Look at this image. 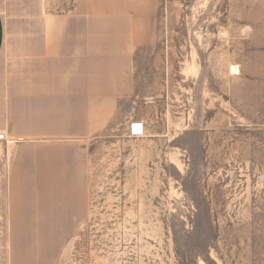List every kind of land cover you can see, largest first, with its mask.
<instances>
[{"label":"rangeland","instance_id":"rangeland-1","mask_svg":"<svg viewBox=\"0 0 264 264\" xmlns=\"http://www.w3.org/2000/svg\"><path fill=\"white\" fill-rule=\"evenodd\" d=\"M78 6H119V56L139 57L119 102L96 89L69 107L63 90L48 105L41 58L13 49ZM0 14V264H264V0H0ZM53 112L60 130L39 139ZM45 151L62 172L44 188L60 190L56 241L36 232Z\"/></svg>","mask_w":264,"mask_h":264},{"label":"crops","instance_id":"crops-1","mask_svg":"<svg viewBox=\"0 0 264 264\" xmlns=\"http://www.w3.org/2000/svg\"><path fill=\"white\" fill-rule=\"evenodd\" d=\"M78 7V9H74L77 11L74 14H52L50 18L52 25L48 27V33L45 32V27L43 28L42 25L37 27L35 32L29 30V34H35L31 36L32 39L29 38L28 41L20 45H14L13 49L20 46L21 52H30L29 56L41 58V63L37 60L38 66L35 73L43 75L42 86H47L48 82L52 83L51 90L54 95L52 102L48 105L60 104L61 97L58 93L63 90L68 91L63 97L68 98L69 107L71 99L79 98L77 99L79 101L82 95L84 96V106H88L91 99L89 92L96 89L118 92L116 100L119 102V91L137 89L138 81L135 75L139 74L137 71L139 62H136L139 57L134 52L126 58L119 56V6ZM55 10H60L59 6H56ZM91 11H98L100 15L97 18L92 17ZM50 19L48 18V20ZM4 29L0 14V60L3 55ZM126 60H128L127 63ZM48 75L51 77H45ZM92 75H98L99 79H93ZM76 92L78 93L75 94ZM85 92H88L87 97ZM54 113H52L53 116L51 113L41 116L38 118V122L33 121V129L40 132L39 139H48V133L55 135L60 130L59 119L55 120ZM85 117V114L83 117L78 115L80 125L82 121L86 122L84 121ZM69 121L71 123V119ZM23 122L25 121L21 123ZM83 128L85 132L86 126L83 125ZM18 140L22 141L24 138L21 137ZM27 140L32 139L27 138ZM59 160L60 157L56 151H45L42 152L38 165V186H40L38 199L41 198V201H39L40 207L37 212L36 232L38 234L49 233L54 241H56L54 235L58 234L62 227L61 222L56 218L58 210L61 211L63 208L62 204L57 202L58 199L61 200L59 198L60 190L49 188L47 191L44 188L59 185V179L62 176ZM42 163L46 165L47 169L44 168L40 175ZM45 171L48 173L47 178L44 177L47 174ZM72 186L76 185L73 183ZM43 195L46 196V199L42 198ZM69 203L67 201V211L71 213ZM25 222L26 227L30 230L32 224L30 217L26 216Z\"/></svg>","mask_w":264,"mask_h":264},{"label":"built area","instance_id":"built-area-1","mask_svg":"<svg viewBox=\"0 0 264 264\" xmlns=\"http://www.w3.org/2000/svg\"><path fill=\"white\" fill-rule=\"evenodd\" d=\"M143 129L144 127L142 123L139 122L132 123L130 127V135L135 138L140 137L144 133ZM0 141L8 142L6 134L0 133Z\"/></svg>","mask_w":264,"mask_h":264},{"label":"bare ground","instance_id":"bare-ground-1","mask_svg":"<svg viewBox=\"0 0 264 264\" xmlns=\"http://www.w3.org/2000/svg\"><path fill=\"white\" fill-rule=\"evenodd\" d=\"M232 70H234V68H232ZM234 74V73H233ZM202 264V263H201Z\"/></svg>","mask_w":264,"mask_h":264}]
</instances>
